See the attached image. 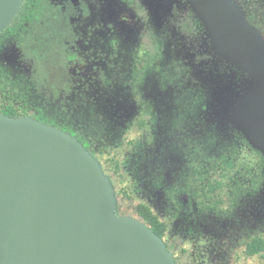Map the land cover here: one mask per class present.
<instances>
[{
    "label": "rangeland",
    "instance_id": "obj_1",
    "mask_svg": "<svg viewBox=\"0 0 264 264\" xmlns=\"http://www.w3.org/2000/svg\"><path fill=\"white\" fill-rule=\"evenodd\" d=\"M223 1L264 45V0ZM138 2L39 0L33 21L0 47V110L26 105L72 127L125 190L113 196L121 216L139 219L136 207L147 205L166 223L178 264H264V251L246 254L254 238L264 240V148L234 121L256 71L217 48L191 0H144L153 16L189 21L143 35ZM141 44L160 61L143 92L130 68ZM193 94L201 100L191 102Z\"/></svg>",
    "mask_w": 264,
    "mask_h": 264
},
{
    "label": "water",
    "instance_id": "obj_2",
    "mask_svg": "<svg viewBox=\"0 0 264 264\" xmlns=\"http://www.w3.org/2000/svg\"><path fill=\"white\" fill-rule=\"evenodd\" d=\"M215 44L255 70L248 103L234 116L264 148V45L223 0H191ZM24 0H0V35ZM113 187L70 134L32 118L0 113V264H177L163 238L115 211Z\"/></svg>",
    "mask_w": 264,
    "mask_h": 264
},
{
    "label": "trees",
    "instance_id": "obj_3",
    "mask_svg": "<svg viewBox=\"0 0 264 264\" xmlns=\"http://www.w3.org/2000/svg\"><path fill=\"white\" fill-rule=\"evenodd\" d=\"M32 12H33L32 11V0H24L22 9H21L19 15L17 16V18L14 20L13 24L4 33H2L0 35V47L6 41L12 39L20 30L23 29L25 23L30 19ZM226 66H227V67H225L226 69L223 67V70L225 69V71H230V70H231V72L233 71L231 66H228V65H226ZM228 68H229V70H228ZM225 80H227V78H225ZM243 86H244V81L243 80L241 81V79H240V82L235 89L233 98L230 99L232 102L229 101L230 107L233 108V103L241 95L242 90H243L242 89ZM190 100H191V102L193 100H196L199 102L201 100V97L199 99L198 96L193 94V96H190ZM225 110L226 111H224V112L226 115H228L231 112L229 110L228 106H225ZM0 113H3L7 116L14 117V118H32V119L38 120V121H40L46 125L56 127V128H58L64 132L70 134L71 136L75 137L83 145L85 150L87 152H89V154H91L95 158V160H97L99 162L104 175L111 181L114 196L118 199L121 194L125 193V190H123V189L119 190L116 188V185L114 184L113 176H111L109 174V171L105 167V163L99 157L98 152L95 149H93L91 144H89L85 139L79 137L77 132L74 129H72V127L66 125L64 122H61V121L58 122V121H56L50 117H47V116L43 115L41 112H30L29 107L26 105H20V104L12 105V104H10V105L6 106L5 108L1 109ZM240 132H237V133L243 136L244 133L243 132L240 133ZM241 142H242V140H241ZM245 142H247L246 139H245ZM241 149L244 150L245 148L243 146H241ZM107 161L113 167H115L116 170L118 169L119 161L116 158H114V152L110 153V157L107 158ZM225 162H227V161L225 160ZM226 164H227L226 166L233 169L234 166L230 165L229 163H226ZM218 185H220V183H218ZM206 187L210 188L211 185L208 183L206 185ZM115 211H116L117 215H120V216L122 215V211H121L119 204H116ZM136 213L139 217V220L144 222L155 234H157L158 236L163 238V240L166 238L167 232H168V227H167L166 223L162 222L159 219V217L156 216L153 213V211L147 205L139 204L136 207ZM166 245H167L168 249L171 251L170 246L167 243H166ZM263 251H264V240L257 237V238H254L248 244L247 249H246V254H247V256L252 257L254 255L260 254ZM176 261L178 264L179 260L176 259Z\"/></svg>",
    "mask_w": 264,
    "mask_h": 264
},
{
    "label": "flooded vegetation",
    "instance_id": "obj_4",
    "mask_svg": "<svg viewBox=\"0 0 264 264\" xmlns=\"http://www.w3.org/2000/svg\"><path fill=\"white\" fill-rule=\"evenodd\" d=\"M139 5V13L141 14V18L139 19V22H137L139 26L140 33L143 35L145 32L148 31L149 28H152L154 33H159L161 27L165 26V28L162 29H167L169 24H172L171 21H177L178 19H181L184 23L185 26H188V21H189V15L184 14V16H179L178 18L174 19L171 17H165V18H159V16H153L152 12L149 10V7H147L144 4V0H138ZM39 5V0H32V15L30 19L25 23L24 27L22 30H20L13 38L18 36L25 28L26 26L31 23L36 16L37 13V7ZM179 14V13H178ZM171 22V23H170ZM187 22V23H186ZM179 24V23H178ZM166 32V31H165ZM154 39V35H152V40ZM152 48V47H151ZM153 50V51H152ZM151 50H145V46L139 48L138 55L135 58V61L132 60V64L130 66L132 76L134 79L133 81V87L136 86V89H142V92L145 90L144 89V84H143V79L145 78V75L150 74V72H153L154 70H157V74L159 75V65L160 61L158 57H154V46L153 49ZM152 74V73H151ZM154 75H151L150 77H146L147 80H150L154 78ZM133 89V90H136ZM142 110H138V115L141 116Z\"/></svg>",
    "mask_w": 264,
    "mask_h": 264
}]
</instances>
